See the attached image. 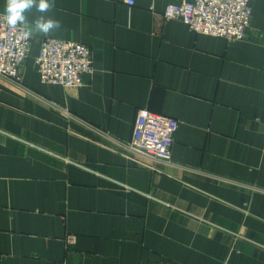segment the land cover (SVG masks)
I'll return each instance as SVG.
<instances>
[{
  "label": "crops",
  "instance_id": "0c3cea01",
  "mask_svg": "<svg viewBox=\"0 0 264 264\" xmlns=\"http://www.w3.org/2000/svg\"><path fill=\"white\" fill-rule=\"evenodd\" d=\"M182 1L26 13L62 27L0 75V264H264V0L232 44L164 19ZM48 37L91 48L83 86L40 80ZM141 111L178 120L170 161L130 151Z\"/></svg>",
  "mask_w": 264,
  "mask_h": 264
},
{
  "label": "built area",
  "instance_id": "2783aa9c",
  "mask_svg": "<svg viewBox=\"0 0 264 264\" xmlns=\"http://www.w3.org/2000/svg\"><path fill=\"white\" fill-rule=\"evenodd\" d=\"M125 2L134 7L137 0ZM253 14L252 0H183L169 3L163 17L181 18L191 31L232 44L251 35ZM4 17L5 13L0 12V75L19 80L33 39L23 35L29 30L27 25L10 28ZM35 61L40 80L46 84L81 87L84 77L94 72L91 48L61 38H45ZM178 127L176 119L141 111L128 147L136 155L170 160Z\"/></svg>",
  "mask_w": 264,
  "mask_h": 264
},
{
  "label": "clouds",
  "instance_id": "9594fccd",
  "mask_svg": "<svg viewBox=\"0 0 264 264\" xmlns=\"http://www.w3.org/2000/svg\"><path fill=\"white\" fill-rule=\"evenodd\" d=\"M54 0H7L5 7V20L10 28L18 25L28 24L26 13L33 8L39 13H47L54 8ZM62 27L59 20L45 15H40L32 21V28L23 33L24 37H32L34 33L48 35L53 31L60 30Z\"/></svg>",
  "mask_w": 264,
  "mask_h": 264
},
{
  "label": "rangeland",
  "instance_id": "374dc122",
  "mask_svg": "<svg viewBox=\"0 0 264 264\" xmlns=\"http://www.w3.org/2000/svg\"><path fill=\"white\" fill-rule=\"evenodd\" d=\"M179 19H181V18H179ZM189 27V26H188ZM190 29V28H189ZM191 30V29H190ZM175 144V143H174ZM174 146V145H173ZM173 149V148H172ZM155 159H159V158H155ZM172 159V158H171ZM170 159V160H171ZM161 160H164V159H161ZM170 160H165V161H170Z\"/></svg>",
  "mask_w": 264,
  "mask_h": 264
}]
</instances>
